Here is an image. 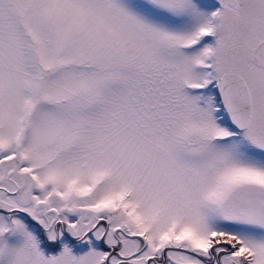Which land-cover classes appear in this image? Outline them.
I'll return each mask as SVG.
<instances>
[{
	"label": "snow or ice",
	"instance_id": "6c2138e0",
	"mask_svg": "<svg viewBox=\"0 0 264 264\" xmlns=\"http://www.w3.org/2000/svg\"><path fill=\"white\" fill-rule=\"evenodd\" d=\"M0 264H264V0H0Z\"/></svg>",
	"mask_w": 264,
	"mask_h": 264
}]
</instances>
